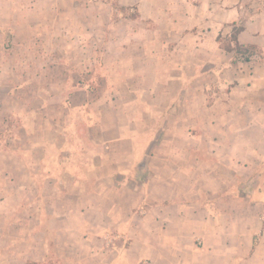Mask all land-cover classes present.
Listing matches in <instances>:
<instances>
[{
	"label": "crops",
	"instance_id": "0c3cea01",
	"mask_svg": "<svg viewBox=\"0 0 264 264\" xmlns=\"http://www.w3.org/2000/svg\"><path fill=\"white\" fill-rule=\"evenodd\" d=\"M9 124L0 264H264V0H0Z\"/></svg>",
	"mask_w": 264,
	"mask_h": 264
},
{
	"label": "rangeland",
	"instance_id": "374dc122",
	"mask_svg": "<svg viewBox=\"0 0 264 264\" xmlns=\"http://www.w3.org/2000/svg\"><path fill=\"white\" fill-rule=\"evenodd\" d=\"M120 18V17H119ZM75 47H78L77 45H75ZM85 78V77H84ZM80 79V78H79ZM86 79V78H85ZM29 94V93H28ZM33 97H35V96H33ZM35 99V104H38L39 103V101H40V99L39 98H37V97H35L34 98ZM22 110H23V108H22ZM15 121H16V119L15 118H13L12 120H11V123L13 124V125H16L15 124ZM12 125V126H13ZM2 126V125H1ZM7 128V129H6ZM5 129L4 128H0V133L2 134H4V133H6L7 131L9 132V131H11V129H12V127L10 126V124H9V126L8 127H6ZM108 236H110V237H112V235H108ZM68 254H70L71 256H72V253H68ZM75 256V255H74ZM68 258H72V257H68ZM75 257H73L72 259H74ZM76 258H78L77 256H76Z\"/></svg>",
	"mask_w": 264,
	"mask_h": 264
},
{
	"label": "trees",
	"instance_id": "16d2710c",
	"mask_svg": "<svg viewBox=\"0 0 264 264\" xmlns=\"http://www.w3.org/2000/svg\"><path fill=\"white\" fill-rule=\"evenodd\" d=\"M237 34V33H236ZM236 34L233 36V39H234V41H235V52L236 53H238V54H245V53H247V52H249V50L247 49V48H245V47H243V46H241L238 42H237V36H236ZM229 49V48H228ZM229 50H231V49H229Z\"/></svg>",
	"mask_w": 264,
	"mask_h": 264
}]
</instances>
